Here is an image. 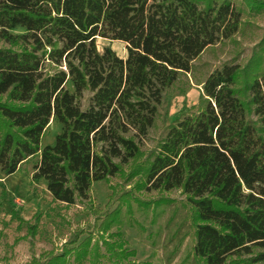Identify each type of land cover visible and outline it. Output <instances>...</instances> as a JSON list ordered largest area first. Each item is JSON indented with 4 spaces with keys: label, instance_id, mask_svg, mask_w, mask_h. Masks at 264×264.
<instances>
[{
    "label": "trees",
    "instance_id": "1",
    "mask_svg": "<svg viewBox=\"0 0 264 264\" xmlns=\"http://www.w3.org/2000/svg\"><path fill=\"white\" fill-rule=\"evenodd\" d=\"M244 3L247 10L233 0H0L2 172L38 155L32 181L66 205L111 176L136 179L98 225V239L75 234L33 264L87 255L98 264L100 242L112 264H131L119 232L114 241L103 233L132 200L144 208L172 202L142 199V188L185 197L192 246L179 264L264 262V37L242 65L212 70L203 103L180 110L146 155L135 140L152 126L164 90L206 48L231 38L242 13L264 9V0ZM98 37L124 42L126 56L109 46L99 52ZM50 121L59 131L41 146Z\"/></svg>",
    "mask_w": 264,
    "mask_h": 264
},
{
    "label": "rangeland",
    "instance_id": "2",
    "mask_svg": "<svg viewBox=\"0 0 264 264\" xmlns=\"http://www.w3.org/2000/svg\"><path fill=\"white\" fill-rule=\"evenodd\" d=\"M233 4L247 10L244 0H233ZM240 17L239 30L231 38L206 48L192 62L191 72L180 75L174 85L164 90L152 126L144 137L135 139L145 155L164 138L167 125L180 110L203 103L202 82L212 70L223 64L242 65L264 37V9L248 15L242 13ZM6 46L0 41V47ZM96 46L99 52L109 46L119 57L126 56V44L122 41L98 37ZM65 86L73 91L69 82ZM89 96L88 92L83 94L82 108L88 105ZM58 131L59 125L50 121L41 146L51 144ZM38 159V155L27 159L19 170L9 175L0 168V264L42 263L48 258V252L59 253L63 244L75 234L79 241L88 235L92 240L98 239L101 235L98 225L118 205L116 197L127 190H135L136 179L126 182L122 176L114 175L93 183L86 199L66 205L52 199L43 181H32ZM135 194L145 200L164 197L172 202L144 208L132 200L129 211L125 204L122 205L112 225L103 233L104 239L114 241L117 237H110V234L119 232L127 251H133L128 259L131 264H179L192 246L189 212L183 205L185 197L180 190L146 192L142 188ZM99 253L98 264H112L107 256L109 251L101 242ZM66 259L68 264H93L89 255L80 261L73 260V256Z\"/></svg>",
    "mask_w": 264,
    "mask_h": 264
}]
</instances>
